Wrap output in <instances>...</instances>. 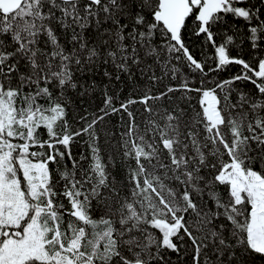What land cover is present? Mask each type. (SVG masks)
I'll return each mask as SVG.
<instances>
[{"label":"snow or ice","instance_id":"obj_1","mask_svg":"<svg viewBox=\"0 0 264 264\" xmlns=\"http://www.w3.org/2000/svg\"><path fill=\"white\" fill-rule=\"evenodd\" d=\"M258 2L0 0V264H171L169 253L189 252L191 264H264V58L253 65L230 56L234 37L217 45L212 30L228 15L242 19L257 48L264 43ZM190 19L215 49L210 70L235 64L240 74L212 88L184 80L119 108L105 94L103 115L72 131L67 93L78 87L76 74L98 62L131 77L141 50L157 62L164 51L207 75L182 39ZM237 81L254 89L239 92ZM176 91L198 93L199 111L149 104ZM134 103L148 113L140 122L129 110ZM120 112L128 122L113 147L123 181L95 130ZM83 136L88 152L77 158L71 145Z\"/></svg>","mask_w":264,"mask_h":264},{"label":"trees","instance_id":"obj_2","mask_svg":"<svg viewBox=\"0 0 264 264\" xmlns=\"http://www.w3.org/2000/svg\"><path fill=\"white\" fill-rule=\"evenodd\" d=\"M252 3L260 6L258 0H252ZM109 27H111L110 24L103 25V28ZM195 27L196 23L190 19L186 28L182 30V39L193 57L204 65L207 75L193 71L182 56L180 60L174 58L170 60V57L164 51H161L159 62H157L155 58L145 57L141 50V64L139 67L132 66L131 77L128 73L118 71L111 63L105 64L102 61L98 62L86 68L83 73H77L75 79L78 82V87L76 90H70L67 93L71 102L68 107L67 119L72 131L84 127L93 117L103 115L100 110L104 108L105 94L113 97V105L119 108L121 103H125L129 99L140 100L145 93L159 96L161 92H166L168 87L179 88L184 80H187L191 87L212 88L218 82L229 80L235 75L240 74L241 66L235 64H230L221 71L210 70L216 66L214 59L215 49L206 40L204 34L200 36L195 35ZM248 27L249 25L242 19L228 15L221 23L213 26L212 30L215 33L214 38L217 45L225 42L226 35H232L234 37L233 44L228 46L230 56L242 58L250 64L255 65L258 59L264 58V43L258 42L259 46L253 49L251 47V41L248 39ZM103 28L101 31H103ZM56 30L58 33L61 32L58 26H56ZM88 35L94 36L95 30L90 29ZM163 43L162 37L155 39L157 47H162ZM165 65H167V70ZM173 66L178 70L175 78H173L171 72ZM105 72H108L109 75L106 76L104 74ZM153 74L159 79L155 81L150 79ZM117 76H119V79L116 78ZM233 88L239 92L247 93L253 90L254 86L248 82L237 81L233 85ZM217 91L219 92V90ZM219 94L223 96L222 92ZM187 96L192 97L190 102L188 99L183 98ZM198 98L199 94L195 92L184 93L182 91H176L169 93L161 100L149 101V104L153 108H165L169 111L179 106L180 108H184L187 114L191 116L195 114V111H199ZM237 99V91H233L231 100L235 102ZM144 108L145 106L141 103L129 105V110L133 113L137 122L142 121L148 115L144 111ZM82 116H86L87 120L82 121L80 119ZM127 122V113L120 112L106 116L104 120L95 126V130L100 137L99 144L102 149V155L107 159L108 155L111 154L116 160V167L111 169V171L118 181H123L124 170L121 166L117 149L113 146L117 145L121 133L126 131ZM87 139V136L76 137L72 143L71 150L77 158H79L81 153L87 154ZM52 167L55 166L53 165ZM125 193L126 189L122 192V195ZM209 204L211 205V201ZM168 255L171 258V264H191L190 252L184 253L183 258L177 256L176 253H169Z\"/></svg>","mask_w":264,"mask_h":264}]
</instances>
